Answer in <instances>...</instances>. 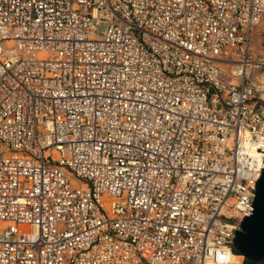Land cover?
Here are the masks:
<instances>
[{
  "label": "built area",
  "instance_id": "obj_1",
  "mask_svg": "<svg viewBox=\"0 0 264 264\" xmlns=\"http://www.w3.org/2000/svg\"><path fill=\"white\" fill-rule=\"evenodd\" d=\"M257 148L264 0H0V264H243Z\"/></svg>",
  "mask_w": 264,
  "mask_h": 264
},
{
  "label": "water",
  "instance_id": "obj_2",
  "mask_svg": "<svg viewBox=\"0 0 264 264\" xmlns=\"http://www.w3.org/2000/svg\"><path fill=\"white\" fill-rule=\"evenodd\" d=\"M263 151L262 148H257ZM254 210L241 221V229L235 230L234 247L246 260L258 262L264 260V158L261 176L256 181L255 196L252 202Z\"/></svg>",
  "mask_w": 264,
  "mask_h": 264
},
{
  "label": "trees",
  "instance_id": "obj_3",
  "mask_svg": "<svg viewBox=\"0 0 264 264\" xmlns=\"http://www.w3.org/2000/svg\"><path fill=\"white\" fill-rule=\"evenodd\" d=\"M243 264H264V260L258 261V262H253V261L245 260Z\"/></svg>",
  "mask_w": 264,
  "mask_h": 264
}]
</instances>
